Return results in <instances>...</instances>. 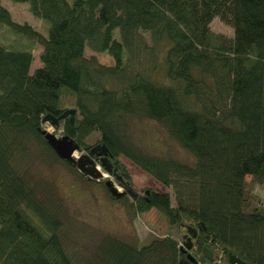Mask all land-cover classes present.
Instances as JSON below:
<instances>
[{
	"label": "trees",
	"instance_id": "obj_1",
	"mask_svg": "<svg viewBox=\"0 0 264 264\" xmlns=\"http://www.w3.org/2000/svg\"><path fill=\"white\" fill-rule=\"evenodd\" d=\"M11 1L27 2L48 28L13 20L0 0V24L28 42L0 40V264H80L64 242L60 198L21 171L32 140L73 167L42 134L43 117L66 109L76 111L74 122L54 127L80 153L101 145L105 153L94 156H123L170 190L132 196L131 207L155 209L183 229L182 243L169 235L141 246L106 238L88 264H185L188 254L207 264L202 252L186 251L189 230L225 261L231 251L264 264V196L251 194L245 179L264 184V0ZM214 18L231 37L211 30ZM139 117L162 124L194 161L141 149L128 131ZM94 131L100 139L86 144ZM114 180L122 191L106 179L108 195L129 202L131 182Z\"/></svg>",
	"mask_w": 264,
	"mask_h": 264
},
{
	"label": "rangeland",
	"instance_id": "obj_2",
	"mask_svg": "<svg viewBox=\"0 0 264 264\" xmlns=\"http://www.w3.org/2000/svg\"><path fill=\"white\" fill-rule=\"evenodd\" d=\"M2 4L9 10L13 20L20 23L27 22L44 34L47 33L48 23L33 16L27 2L2 0ZM5 28L0 24V40L17 47L28 44L23 37ZM210 28L215 33L232 36L231 27L218 18L211 21ZM40 49V46L34 47L35 62L32 70L39 65ZM85 55H95L102 64H113V60L106 53H94L86 49ZM154 78L163 80L160 71L155 73ZM42 129L57 137L61 135L58 128L49 121L42 123ZM128 131L131 139L147 153L172 157L189 163L194 161V157L179 142L171 138L165 127L155 120L132 118L129 121ZM99 139V132L94 131L84 139V142L88 145H95ZM29 144V154L25 157L21 171L35 185L51 186L60 198L65 228L64 242L69 255L75 262L88 264L97 247L106 238H117L141 246L153 239L169 235L182 243L183 229L171 227L157 210L137 212L131 207L132 195L128 197L129 202L126 199H112L103 182L111 179L117 190L122 191V187L100 164L96 163L95 167L102 172V176L95 178L85 171L90 166L86 159L83 158V170L79 171L76 162L73 167H70L52 156L50 151L40 143L32 140ZM80 156V152L77 151L73 158L77 159ZM119 162L124 167L125 175L130 177L132 193L136 191L142 197L146 195V190L170 192L169 188L142 171L127 158L120 156ZM245 179L251 194L257 193L264 196V184L254 182L249 175ZM217 258L221 260L219 256ZM221 261L223 263V260Z\"/></svg>",
	"mask_w": 264,
	"mask_h": 264
},
{
	"label": "water",
	"instance_id": "obj_3",
	"mask_svg": "<svg viewBox=\"0 0 264 264\" xmlns=\"http://www.w3.org/2000/svg\"><path fill=\"white\" fill-rule=\"evenodd\" d=\"M75 110L74 109H66L62 113H60L58 116L53 115H46L43 117V122L49 121L53 126H58L59 121L65 118H69L71 122H74L75 118ZM42 134L47 141L48 145L53 149L55 154L62 160H67L72 162L73 164L76 162L77 167L79 171L83 170V157L84 155H81L79 158L74 159L75 152L79 151V145L76 144L73 139H71L68 135H62L60 137H57L53 133L46 132L45 130H42ZM101 148V151L105 153V148L101 145H97L93 147L89 153L93 154L96 150H99ZM102 153V152H101ZM86 172H88L90 175H92L95 178H101L102 172L99 171L95 164H93L90 169H85ZM121 172L125 174L124 167H121ZM129 177V176H126ZM130 178V177H129ZM189 233L192 234V230H189ZM193 236H196V231L193 230ZM187 243L185 242V247L189 249L191 247V237L187 238ZM198 249L202 251L205 257L208 259L211 257L212 251L208 249L205 245H203V236L199 235L198 240ZM188 259L191 261L195 260L192 258L190 254L187 255ZM228 262L230 264H247L242 259L234 255L231 251L228 252Z\"/></svg>",
	"mask_w": 264,
	"mask_h": 264
},
{
	"label": "flooded vegetation",
	"instance_id": "obj_4",
	"mask_svg": "<svg viewBox=\"0 0 264 264\" xmlns=\"http://www.w3.org/2000/svg\"><path fill=\"white\" fill-rule=\"evenodd\" d=\"M68 118V117H67ZM66 119V118H65ZM65 119H62V120H60V121H64ZM60 121H59V123H60ZM62 135H64V134H62ZM62 135H60V136H62ZM89 151H83L82 153H80V155H84V159H86V161L88 162V164L90 165L89 166V168L88 169H90V167L93 165V164H95V163H97V161H99L98 160V158L99 159H101L102 160V162H100V163H104L103 165H105L106 166V169L111 173V175L115 178V179H117V181H119L120 183H124V184H126V181H125V179L126 178H128V182L130 181L131 182V180H130V178L129 177H126V175L124 174V173H122L121 172V167H122V165H121V163L119 162V160L118 161H114L113 160V162L111 163L110 161H109V159H107V157H105V156H94V154H90V153H88ZM79 170V169H78ZM128 176V175H127ZM127 182V183H128ZM151 192V190H146L145 191V194L146 195H148L149 193ZM132 196L134 197V198H136V197H138L139 195H138V193L136 192V191H134L133 193H132ZM140 197V196H139ZM192 234H193V231H192ZM191 233L190 234H188V235H185L184 236V239H185V242L187 243V238L188 237H191V247L189 248V249H187L186 248V251L188 252H195V251H199V252H202L201 250H199L198 249V240H199V235H202L201 234V232L199 231V230H197L196 231V236H193ZM185 251V252H186ZM218 256H217V254H215V252H212V254H211V257L209 258V260H208V262H207V264H229V262L228 261H225L224 259H222L221 258V260H223V263H222V261L221 260H219L218 258H217ZM188 258V257H187ZM191 261V260H190ZM189 260H187V259H185V264H200V263H197V262H194V261H191L190 262Z\"/></svg>",
	"mask_w": 264,
	"mask_h": 264
},
{
	"label": "built area",
	"instance_id": "obj_5",
	"mask_svg": "<svg viewBox=\"0 0 264 264\" xmlns=\"http://www.w3.org/2000/svg\"><path fill=\"white\" fill-rule=\"evenodd\" d=\"M117 188V187H116Z\"/></svg>",
	"mask_w": 264,
	"mask_h": 264
}]
</instances>
